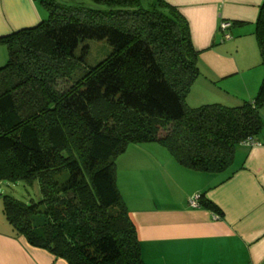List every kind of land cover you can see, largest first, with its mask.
<instances>
[{
    "label": "trees",
    "instance_id": "16d2710c",
    "mask_svg": "<svg viewBox=\"0 0 264 264\" xmlns=\"http://www.w3.org/2000/svg\"><path fill=\"white\" fill-rule=\"evenodd\" d=\"M92 1L106 9L41 0L47 19L0 35L8 50L0 181L38 180L42 195L30 203L3 195V214L30 245L69 264H145L116 159L130 144L154 142L184 168L225 172L236 146L264 131V80L237 106L190 107L199 68L185 18L165 0L146 8L140 0ZM254 34L264 63V2ZM85 40H104L111 52L73 79ZM198 207L222 213L201 194Z\"/></svg>",
    "mask_w": 264,
    "mask_h": 264
},
{
    "label": "crops",
    "instance_id": "0c3cea01",
    "mask_svg": "<svg viewBox=\"0 0 264 264\" xmlns=\"http://www.w3.org/2000/svg\"><path fill=\"white\" fill-rule=\"evenodd\" d=\"M41 0H0V35L47 19ZM187 21L199 76L187 104L237 106L264 80L255 24L264 0H165ZM232 22L224 39L221 22ZM264 117V110H262ZM117 186L137 226L145 264H264V131L239 143L231 167L202 173L179 165L158 143L130 144L116 159ZM195 194L220 216L189 206ZM0 264H69L0 226Z\"/></svg>",
    "mask_w": 264,
    "mask_h": 264
},
{
    "label": "rangeland",
    "instance_id": "374dc122",
    "mask_svg": "<svg viewBox=\"0 0 264 264\" xmlns=\"http://www.w3.org/2000/svg\"><path fill=\"white\" fill-rule=\"evenodd\" d=\"M60 3L69 6H79L84 8L85 12L88 9L94 10H105L106 7L94 3L92 0H58ZM157 0H140L143 7H148V5L155 3ZM87 45L88 51L84 56V62L78 61L77 69L72 76L76 79L84 70L88 67L96 65L98 62L103 60L111 52V47L106 43V41L98 40H85L79 45L76 50V55L80 56L82 46ZM8 61V50L4 43H0V67L4 66ZM3 195H10L18 200L25 203H30L32 200L37 202L41 199L42 195L40 192V184L38 180H1L0 181V226L10 227V224L6 220L3 214ZM42 220L41 216H36L35 221L39 222Z\"/></svg>",
    "mask_w": 264,
    "mask_h": 264
},
{
    "label": "built area",
    "instance_id": "2783aa9c",
    "mask_svg": "<svg viewBox=\"0 0 264 264\" xmlns=\"http://www.w3.org/2000/svg\"><path fill=\"white\" fill-rule=\"evenodd\" d=\"M231 27V22L228 20H223L220 25V29L223 32L224 39H230L231 35L228 32L229 28ZM245 144H253L254 141L247 140L244 142ZM198 201H199V194H195L192 197L189 198L188 204L189 206L196 208L198 207Z\"/></svg>",
    "mask_w": 264,
    "mask_h": 264
}]
</instances>
